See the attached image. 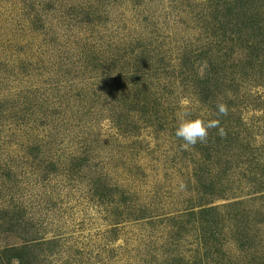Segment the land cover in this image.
I'll return each mask as SVG.
<instances>
[{"label": "rangeland", "instance_id": "1", "mask_svg": "<svg viewBox=\"0 0 264 264\" xmlns=\"http://www.w3.org/2000/svg\"><path fill=\"white\" fill-rule=\"evenodd\" d=\"M23 1L0 0V105H4L5 100L12 102L18 98L24 102L26 91L32 86L57 102L58 99L49 97L50 88L67 86L68 91L75 94L77 87L70 88L71 84L104 74L100 73L103 69L92 71V66L71 70L70 64L78 58L74 54L67 61L71 62L69 66L59 69L62 58L56 47L66 43L77 47L75 42L86 32L81 18L75 17L74 6L80 0H59L50 16L54 19L57 12L65 13L69 20L65 18L60 23L58 19L50 20L44 33L34 32L32 18L22 16L25 12ZM33 1L37 2L34 5L37 8L47 2ZM186 2L150 0L146 6L142 5L145 12L140 7L134 11L116 4L106 7L105 19L97 27L98 39L102 37L99 39L101 46H107L108 40L117 45L129 43L126 37L133 33L131 29L138 32L149 23L157 24L169 34V43L195 40L200 31L195 28L188 11L194 10L200 2L189 0L188 6ZM144 17H148L147 23ZM55 38L57 46L46 44ZM103 54L109 55V52L103 50ZM20 59H28L27 74L20 73L23 67ZM68 69L67 77L64 72ZM19 92V96L14 97ZM92 101L94 99L88 96L83 104L73 100L69 104L75 113L81 111L77 110V104L83 112L100 110V106L92 110ZM8 110L0 111V264H20L19 256L28 257L24 264H191L195 251H199L201 264H264V216L253 211L247 213L255 209L237 204L245 198L248 189L239 187L237 191L236 183L230 191L235 199L216 201L224 207L217 219L215 241L204 237L199 224L185 223L179 231L178 225L169 221L190 206L187 200L195 199L196 193L193 191L195 180L186 183L194 174L191 158L181 159V153L167 133L145 134L138 146H132L133 140L123 138L117 130H110L106 111L92 112L94 114L82 117L77 128L67 130L64 126L63 129L61 123L60 135L65 138L62 145L59 149L51 148L52 155L42 156L49 147L43 148L45 152L42 150L33 162L27 151L29 141L32 143L31 138L37 136L43 145L50 130L39 123L44 120L50 123L53 118L43 119L37 112L35 120H26L16 128ZM58 110L63 123L68 121L72 112L69 113L64 105ZM262 116L264 118V114ZM65 145L74 146L72 152L87 151L89 159L79 167L77 164L74 172L69 163L72 153L60 150ZM50 158L54 162L59 159L63 164L47 171ZM99 178L108 181L109 186L116 184L119 189L130 191L137 199L124 207L118 202L117 192L101 197L95 189ZM134 208L149 209L145 219L133 216V212L137 214ZM19 209L23 210L20 228L12 223ZM186 220L188 218L183 219ZM32 230L39 232V238H43L40 242L47 243L55 234L64 239L57 247L50 246L51 252L47 244H41L25 255L27 250L22 249L27 246L25 240ZM177 232L179 236H175ZM13 247L16 250H12ZM207 248L210 253L205 256Z\"/></svg>", "mask_w": 264, "mask_h": 264}, {"label": "trees", "instance_id": "2", "mask_svg": "<svg viewBox=\"0 0 264 264\" xmlns=\"http://www.w3.org/2000/svg\"><path fill=\"white\" fill-rule=\"evenodd\" d=\"M24 1L25 12L22 16L25 19L32 18L34 32L44 33L50 20L58 19L59 23L65 18L69 20L65 13L60 15L57 12L54 19L50 16L54 13V5L59 0H47L40 8L34 7L36 1ZM186 1L188 6L189 0ZM147 2L150 0L76 2L75 17L81 18L82 26L86 31L75 42L77 47L67 46V43L57 46V38L46 44L54 43L53 46H57L59 58H62L59 69H66L71 63L67 61L71 60L74 54L78 58L70 64L71 70L79 71V67L92 66V71L103 69L100 73L104 74L90 76L82 83L71 84L70 88L77 87L75 94H71L67 86L50 88L49 97L58 99L57 102L51 101L44 92L40 93L34 89L32 84L30 85L32 87L26 91L24 102H20L22 101L20 98L12 102L5 100L4 105H0V111L3 108L9 109L11 123L16 128L20 124L24 125L26 120L27 122L35 120L37 112L43 119L53 118L50 123H47L49 120H39L42 121L39 123L40 126L50 130L49 138L43 145L37 136L31 138L34 140L32 143L29 141L27 151L33 162L41 155L43 148L49 147L47 152L43 150L45 153L42 156L52 155L51 148L59 149L58 147L62 145L65 138L60 135L61 123L63 129L64 126H67V130L77 128L82 117L96 112L106 111L110 130H117L123 138L133 140L132 146L136 144L138 146L145 134L161 131L167 133L175 143V148L181 153V159L191 158L194 174L192 178L188 177L186 183L194 179L193 191L196 193L195 199L191 197L187 200L190 206L169 218V221L176 223L179 231L184 228L185 223L199 224L204 237L215 241L218 234L217 219L220 209L224 207L216 204V201H227L232 198L233 194H230V191L235 183L238 184L237 191L239 187L248 189L244 194L245 198L240 199L237 204L249 205L255 209H249L247 213L253 211L258 216H264V118L262 116L264 93L260 92L264 90V0H199L200 5L188 11L191 21L196 24L195 28L200 31L199 37L195 40L185 39L180 43H169V34H165L166 32L158 28L157 24L149 23L138 32L131 29L133 33L126 37L129 43L117 45L108 40L107 46H101L99 39L102 37L98 39L100 31L97 27L105 19L106 7L116 4L131 11L140 7L139 9L145 12L142 5ZM122 20L125 22V19ZM147 20L148 17H144L146 23ZM103 50L109 52V55L103 54ZM20 63L23 65L20 70L21 75L27 74L25 70L29 66L28 59H20ZM201 68L205 73L203 78L198 75V70ZM67 72L70 70H66L64 76L68 75ZM19 94L20 92L15 93L14 97ZM88 96L94 99L91 102L92 110L96 106H100V110L89 109L83 112L77 104L79 108L77 110L81 111L72 112L73 106L69 101L83 104ZM182 100L188 102V110L192 113L190 118L199 116L205 122L219 119L220 126L227 133L226 137L221 138L218 129H210L207 143H197L187 151L182 150L180 145L183 141L175 136L176 113ZM217 103L227 105L226 116H217ZM62 105L69 110V113L72 112L65 123L59 118L62 114L58 107ZM258 112L261 115L258 116ZM39 142L40 145H37ZM73 147L65 145L60 149L72 153L69 162L72 172L77 168L75 167L77 164L79 167L83 165L81 162L89 159L85 154L87 151L72 152ZM48 164L47 171L63 163L59 159L54 162L50 158ZM108 184L109 182L102 178L95 182V189L100 192L101 197L112 192L115 195L119 193L118 202L124 207L137 199L130 191L121 190L116 184L110 186ZM147 211L149 209L138 208L137 214L133 212V216L145 219ZM22 214L23 210L19 209V213L14 215L13 226L22 227ZM149 217L153 218V215ZM184 218L188 220L183 221ZM38 234L39 232L35 230L27 234L29 236L25 240L27 246L22 249L27 250L25 255L41 244H47L53 249L58 246L60 240L64 239L62 235L55 234L44 243V240L40 242L43 238H39ZM175 236H179V232L175 233ZM12 250H16V247ZM207 250L205 256L210 253ZM194 253L190 263L201 264L199 251ZM26 260L28 257H18L20 264H24Z\"/></svg>", "mask_w": 264, "mask_h": 264}, {"label": "clouds", "instance_id": "3", "mask_svg": "<svg viewBox=\"0 0 264 264\" xmlns=\"http://www.w3.org/2000/svg\"><path fill=\"white\" fill-rule=\"evenodd\" d=\"M204 70L201 68L198 70V75L203 78ZM188 102L182 100L180 102V108L176 113L177 126L175 129V136L182 140L180 145L182 150H189L195 147L197 143H207L209 130L218 129V135L221 138L226 137L227 133L223 127L220 126L219 119H210L205 122L204 119L199 116L190 118L192 113L188 110ZM217 116H226L228 114V107L225 103H217Z\"/></svg>", "mask_w": 264, "mask_h": 264}]
</instances>
